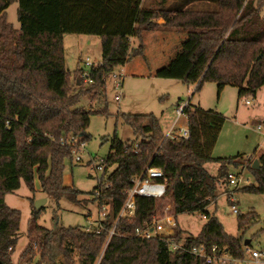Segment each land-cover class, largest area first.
Returning a JSON list of instances; mask_svg holds the SVG:
<instances>
[{
	"label": "trees",
	"instance_id": "16d2710c",
	"mask_svg": "<svg viewBox=\"0 0 264 264\" xmlns=\"http://www.w3.org/2000/svg\"><path fill=\"white\" fill-rule=\"evenodd\" d=\"M14 1L0 0V264H14L21 211L11 207L5 196L19 189L23 180L35 191L37 173L47 195L80 200L81 190L64 183L65 161L73 158L68 137L90 138L87 129L92 114L109 110L107 75L137 56H146L143 31L174 28L201 32L204 39L197 49L199 54L215 50L211 62L201 65L203 79L219 80L220 88L237 85L240 96H256L264 86L262 0H214V8L177 11L165 7L154 10L143 6V0H18L20 29L6 16ZM160 17L163 23L156 21ZM68 33L103 37V60L91 66L89 82L84 79L83 68L70 78L64 48ZM133 37L140 41L137 45ZM85 96L97 100L102 108H85ZM184 113L190 128L188 138L166 136L154 113L124 114L136 138L124 141L114 137L106 157L104 178L109 186L102 189L101 198L113 202L114 208L104 220V229L98 232L61 226L54 230L36 225L33 244L26 251L34 255L35 245L44 264H77L76 257L78 264H136L146 252L153 253V264H209L186 251L171 249L168 239L133 236L138 226L163 216V203L168 199L176 218L195 211L207 216L197 235L178 224L175 239L187 245H218L236 257H244L251 245H246L243 237L229 234L219 218L206 211L217 197L220 182L228 184L229 165H245L238 159L244 155H213L226 121L222 112L189 101ZM258 159V169L253 167V159L247 161L246 167L257 183L244 190L264 193V152ZM212 161L220 164L216 175L205 166ZM114 164L116 167L109 171ZM149 164L163 169L166 194L161 198L139 196L134 219H121L116 234L108 239L126 200L124 190ZM258 218L256 212L241 216L240 231Z\"/></svg>",
	"mask_w": 264,
	"mask_h": 264
},
{
	"label": "rangeland",
	"instance_id": "374dc122",
	"mask_svg": "<svg viewBox=\"0 0 264 264\" xmlns=\"http://www.w3.org/2000/svg\"><path fill=\"white\" fill-rule=\"evenodd\" d=\"M158 1L155 5L154 0H147V5L154 10L165 7L174 11L182 8H214L216 6L214 0H168L165 3L163 0ZM18 9L19 1L15 0L8 7L6 16L9 22L20 29ZM262 15L264 16V0H262ZM162 19L164 18L157 20L162 21ZM189 32L193 34L183 37L181 43L173 44L174 47H169L165 53H171L176 58L171 71H163V68L160 69V66L155 64L152 66V60L148 63L146 59H149L147 51L149 53L150 46L146 45L145 57L137 56L134 60L126 62L125 64H129L128 70L122 67L125 64L114 70V72L121 70L123 73L121 76L107 75L109 110L107 113L92 114L87 129L90 138L86 140L81 150L79 146L75 153L73 152L72 159L65 161L64 183L68 186L74 185L81 190L79 201H72L67 197L55 199L47 195L41 189L37 173L34 179L35 191H31L23 180L19 189L6 194L7 203L21 211L19 241L13 252L14 264H44L35 245H33L34 255L26 251L29 245L33 244L31 241L36 236V225L54 230L61 226L85 228L89 219L99 218L100 207L93 191L99 184L98 178L102 176V171L94 168L93 164L108 156L114 137L124 141L136 138L132 126L125 122L124 114L154 113L160 118L163 131L167 135L178 117L179 103L186 105L189 101L192 105L214 109L225 115L226 121L220 131L213 155L235 157L243 154L244 156L238 159H243L246 162L245 165H229V169L230 172L239 174L245 179L248 178L250 181V183L241 182L237 187L227 184V181L220 182L217 197L206 211L215 214L229 234L241 236L245 241L249 239L252 247L264 250V193L244 190V187L257 183L251 170L246 167L247 161L257 159L264 152V131L258 128L261 123L264 124V86L258 90L256 96L251 94L240 96V87L237 85L227 84L220 88L219 80L203 79L200 61L209 64L215 50L213 49L214 51L212 50L213 52L209 54H207L209 50L199 54L200 50L198 52L197 49L204 35L201 32ZM148 39V37L144 38V42H148ZM132 41L134 44L140 42L134 37ZM103 43V37L100 35L78 33L65 35L66 65L71 79L81 68L90 70L91 66L85 64L86 60L94 64L103 60ZM136 61L143 67L132 68ZM142 68L148 73L143 74ZM118 81L121 82L119 88L116 87ZM74 83L72 86L75 85ZM118 93L121 95L120 100L115 98ZM247 100H250V103H247ZM82 105L92 110L102 108V104L99 105L97 100L88 96L82 98ZM187 121V115L183 114L176 123L185 126L188 124ZM77 156H81L82 159L76 160ZM205 166L210 173L216 175L220 164L212 161L207 162ZM115 167L116 164L112 165L109 171ZM39 199L47 200L40 208H37L36 203ZM168 201V199L164 200L162 214ZM233 205L236 206L237 211L233 209ZM251 212L259 215L258 220L240 231L239 218ZM35 214L37 217H34ZM176 220L180 228L197 235L206 223L207 217L202 211L183 212L178 214ZM57 249L58 244L55 243V253ZM153 258L152 252H146L136 264H153ZM75 259L78 264V258Z\"/></svg>",
	"mask_w": 264,
	"mask_h": 264
},
{
	"label": "built area",
	"instance_id": "2783aa9c",
	"mask_svg": "<svg viewBox=\"0 0 264 264\" xmlns=\"http://www.w3.org/2000/svg\"><path fill=\"white\" fill-rule=\"evenodd\" d=\"M86 65L92 66L94 63H91L89 60H86ZM111 74H115L116 76H121L123 73L114 72ZM84 79L86 82L90 80V71L85 70ZM121 86V82H116V87L119 88ZM120 93H118L115 98L116 100H120ZM250 103V100L246 101ZM185 104H180L177 108L178 117L173 123V128L170 129L169 133L166 136H183L188 138L190 136V128L187 125H177V120L184 113ZM188 119V116H187ZM188 123V121H187ZM259 130L264 131V124L259 125ZM62 141H65L62 138ZM67 142L71 144L73 148V152L80 146L81 148L85 145L86 141L82 140L79 136L71 135L68 137ZM138 146V143L136 144ZM79 151V150H78ZM77 152V151H76ZM75 153V152H74ZM82 159L81 156H77L76 160L80 161ZM94 168L99 171H102V176L98 178L100 187L96 190L95 199L99 203L100 213L99 218L97 220L89 219L87 226L84 228L86 231H98L100 232L104 229V220L108 217L109 213L113 210V202H108L101 198L102 189L104 187H108L109 184L105 181L104 174L107 171L108 160L107 158H101L98 163L93 164ZM228 183L233 186H239L241 182L250 183L249 179L243 178V176L230 172L227 178ZM167 192L166 185V177L163 169L159 166H153L149 164L144 171L136 174L132 178V185L124 190V195H126V200L119 211V214L116 219L115 226L109 230V237L116 234V226L121 219H126L128 221H132L136 214V206H137V198L139 196L145 197H154L161 198ZM172 204L168 202L166 207L164 208V214L161 217L154 216L151 221H147L144 225L138 226L134 233V237H138L141 239H149L153 237H160L162 239H168L167 241L170 243V248L173 250H182L190 253L191 255L202 258L206 260L209 264H251L252 262L255 264H264V250L255 247H248L247 253L244 257H236L232 255L228 249L220 248L218 245L209 246L205 243H195L192 245H187L185 241H179L173 237L177 231V220L175 215L171 212ZM233 209L237 211L236 206L233 205ZM205 217H207L204 214ZM168 237V238H167Z\"/></svg>",
	"mask_w": 264,
	"mask_h": 264
},
{
	"label": "crops",
	"instance_id": "0c3cea01",
	"mask_svg": "<svg viewBox=\"0 0 264 264\" xmlns=\"http://www.w3.org/2000/svg\"><path fill=\"white\" fill-rule=\"evenodd\" d=\"M154 1H155V5H157L159 2L158 0H154ZM142 2H143V6L149 7V5H147V3H148L147 0H143ZM158 19H161V17ZM156 21L159 23H163L164 19H162V21H159V20H156ZM187 32H189V31H181L180 32V31H177L175 29L174 30L153 29V30L143 31L142 32L143 37L145 39L147 37L149 38L148 42L145 43V46L146 45L150 46V48H148L149 53L147 51L149 59H146L148 61V63H149V60H152L153 61L152 66H154V64H155V65L160 66V69L163 68L164 69L163 71H171L176 58H174V55H172L171 53H168V54H165V53L169 47L173 46V44L178 43V42L181 43V39L183 37L189 36L190 34H193V33H190V32L187 33ZM194 33H198V32H194ZM135 39H137V38L135 37ZM203 39H204V36H203ZM203 39H202V41H203ZM137 41H138V39H137ZM201 42H200V44H201ZM137 44H135V45H137ZM145 49L147 50V48H145ZM213 49L214 48L209 49V52L207 54L213 52L214 51ZM158 58H159V60H158ZM143 60L146 61L145 59H143ZM202 64H203V62L200 61V65H202ZM128 66H129V64L127 63L122 67H125V69L128 70ZM139 66H140L139 63L136 61L135 64L132 65V68H135V67L139 68ZM140 67H143V66H140ZM142 69H143L142 70L143 74L148 73L147 71L144 70V68H142ZM180 104L181 103H179V105Z\"/></svg>",
	"mask_w": 264,
	"mask_h": 264
},
{
	"label": "water",
	"instance_id": "95a60500",
	"mask_svg": "<svg viewBox=\"0 0 264 264\" xmlns=\"http://www.w3.org/2000/svg\"><path fill=\"white\" fill-rule=\"evenodd\" d=\"M253 167L256 168V169L260 168V162H259V159L258 158L254 160ZM46 200L47 199H41V200L39 199L37 201V203H36V207L37 208H40L43 205V203L46 202ZM250 242L251 241L249 239H247L245 241V244L248 245V244H250Z\"/></svg>",
	"mask_w": 264,
	"mask_h": 264
}]
</instances>
